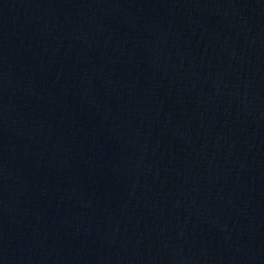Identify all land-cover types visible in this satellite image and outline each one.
Returning a JSON list of instances; mask_svg holds the SVG:
<instances>
[{
    "label": "water",
    "instance_id": "water-1",
    "mask_svg": "<svg viewBox=\"0 0 264 264\" xmlns=\"http://www.w3.org/2000/svg\"><path fill=\"white\" fill-rule=\"evenodd\" d=\"M0 264H264V0H0Z\"/></svg>",
    "mask_w": 264,
    "mask_h": 264
}]
</instances>
